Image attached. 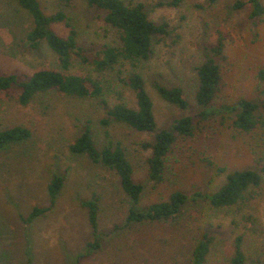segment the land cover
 I'll list each match as a JSON object with an SVG mask.
<instances>
[{
  "label": "rangeland",
  "instance_id": "rangeland-1",
  "mask_svg": "<svg viewBox=\"0 0 264 264\" xmlns=\"http://www.w3.org/2000/svg\"><path fill=\"white\" fill-rule=\"evenodd\" d=\"M39 1L45 13L60 8L66 12L77 31L81 55L88 59L73 55L63 72L98 80L111 104L120 92L124 102L134 106L133 91L116 80L115 71L96 70L92 61L105 45L120 42L117 30L104 22L103 12L84 0ZM131 1L142 3L148 17L166 28L165 34L153 38L150 57L136 62L153 101L156 130L170 129L174 119L192 114L199 122L194 135L177 136L167 153L162 180L150 182L146 168L155 131H138L122 122L102 125L105 114L99 98L48 90L22 105L19 89L0 91V131L20 124L31 132L27 140L0 149V264H190L204 235L210 243L203 264H229L238 235L244 264H264V172L261 188L230 209L213 207L209 200L228 172L264 166L261 129L251 134L232 130L228 116L224 122L218 116L200 120L201 107L193 99L204 49L221 41L223 54L215 57L221 83L212 103L246 98L261 104L258 114L264 118L263 84L257 78L264 67V15L262 21H252L246 0H180L178 5L168 4L170 0ZM237 1L244 4L235 7ZM31 26L30 15L16 0H0V74L15 73L26 80L35 70L62 71L45 41L37 49L26 46ZM54 29L63 36L68 33L63 23ZM155 79L182 88L189 108L182 110L161 99L152 87ZM87 120L98 148L110 139L124 149L134 180L143 185L137 204L122 192L109 169L69 152L68 145ZM260 154L262 160L256 163ZM54 174L64 181L53 205L24 221L33 207L50 205L48 184ZM173 191L188 196L175 218L126 219L130 208L143 210L167 200ZM89 200L98 205L96 233L83 203Z\"/></svg>",
  "mask_w": 264,
  "mask_h": 264
},
{
  "label": "trees",
  "instance_id": "trees-1",
  "mask_svg": "<svg viewBox=\"0 0 264 264\" xmlns=\"http://www.w3.org/2000/svg\"><path fill=\"white\" fill-rule=\"evenodd\" d=\"M70 0H63L68 3ZM88 6L96 7L103 12L106 24L115 28L119 35V45H105L93 58L96 70L115 71L118 82L129 87L135 97V105L130 106L124 102L121 93L117 92V101L109 103L103 96L102 88L98 80L79 74L63 72L71 64L73 55L80 56L83 61L88 59L82 56V49L77 43V31L71 24L66 12L60 8L53 13H45L39 0H16L18 5L31 17L32 26L25 36V44L28 48L37 49L42 41L57 56L62 71L54 69L35 70L26 80L20 79L17 74H0V91L9 92L11 88L20 90L18 102L26 105L40 92L56 90L60 93L79 98H99V104L105 116L101 118L102 125L107 126L111 122H122L138 131L153 132L155 138L152 144L150 156L147 159V177L150 182H159L163 178L166 156L177 136H193L197 121L194 115L186 114L174 119L170 129L157 128V122L153 111V101L146 89L142 75L136 70V62L146 60L152 53L153 38L166 33L165 24H156L151 20L144 5L140 2L126 0H84ZM214 2L215 0H207ZM180 0H170L168 4L178 5ZM250 5L248 13L252 21H262L264 5L262 0H246ZM244 2L237 1L235 7L242 6ZM65 5V4H64ZM63 23L68 28V33L59 34L54 25ZM223 54V43L218 41L215 45L204 49V60L196 68L197 87L193 99L201 110L197 113L200 120L213 116L221 118V122L230 119V128L240 133L251 134L259 128L260 139L264 149V118L258 114L261 104L246 98H238L233 102L221 103L215 106L212 102L221 83V72L215 57ZM129 65L127 67V65ZM258 80L263 84L261 94L264 102V67L257 73ZM155 92L167 103L182 109L189 108V101L184 96L182 88L178 86H166L155 79L152 82ZM80 130V133L68 145L69 152L86 155L93 164L109 169L118 178L122 192L128 196L133 204H137L143 185L133 178V166L126 157L125 151L119 142L108 143L98 148L93 138L90 121ZM30 130L23 125L16 124L0 131V149L13 146L30 137ZM109 137L107 131L104 132ZM262 160V154L256 158ZM211 162V160H209ZM222 171V168H217ZM262 171L254 168L235 169L228 172L225 181L212 193L209 198L213 207L231 208L245 201L251 192L262 186ZM64 181L62 175L54 174L48 184L50 205L46 207H33L26 215L24 221L32 220L49 210ZM205 197V196H203ZM186 193L173 191L167 200L151 203L143 210L130 208L126 215L127 220L141 221L143 219L158 220L175 218L182 212V205L188 200ZM86 207L89 225L94 233L98 230L97 202L89 200L83 202ZM210 237L204 235L192 253L190 264H203L207 253ZM245 255L242 250V236L238 235L233 241V253L229 264H244Z\"/></svg>",
  "mask_w": 264,
  "mask_h": 264
}]
</instances>
